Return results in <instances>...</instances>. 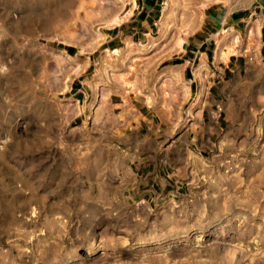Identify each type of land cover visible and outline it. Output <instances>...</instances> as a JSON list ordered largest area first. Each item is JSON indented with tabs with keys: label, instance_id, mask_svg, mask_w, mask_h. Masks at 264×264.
Listing matches in <instances>:
<instances>
[{
	"label": "rangeland",
	"instance_id": "1",
	"mask_svg": "<svg viewBox=\"0 0 264 264\" xmlns=\"http://www.w3.org/2000/svg\"><path fill=\"white\" fill-rule=\"evenodd\" d=\"M189 1L0 0V264H264L260 9L208 0L190 39L179 20L207 5ZM187 44L191 105L167 74ZM132 47L166 49L162 104L120 131L108 98Z\"/></svg>",
	"mask_w": 264,
	"mask_h": 264
},
{
	"label": "crops",
	"instance_id": "2",
	"mask_svg": "<svg viewBox=\"0 0 264 264\" xmlns=\"http://www.w3.org/2000/svg\"><path fill=\"white\" fill-rule=\"evenodd\" d=\"M149 2H154V0H146ZM204 1L207 8L201 12L199 16V23L192 22V11H189L184 15L182 20H179V31H182V34L190 35V39H192V30H196V33H199L202 30V27L206 24L208 20L209 11L212 9L213 3H208V0ZM210 2H214L215 0H209ZM224 2L223 4L230 3L231 0H220ZM148 2V3H149ZM192 3V0L189 1ZM133 4V2H132ZM147 4V3H146ZM243 4H247L249 7H255L256 9H260L259 13L260 20H259V34L258 36H262L263 38V29H264V0H243ZM145 5V4H144ZM244 7L236 12H232L227 16L232 17L233 15L236 18V23L242 20V15L240 14L241 11H247L249 8ZM147 12L142 14V17L145 16V20L148 23H152L154 18L150 14L152 13L153 8L147 4ZM139 15V14H138ZM199 27V28H198ZM199 29V30H198ZM190 44L186 45L185 54L180 57L179 59L183 60V62H187V65L183 62L170 67V71L167 74H171L172 78L178 80L180 82V89H179V102L185 103L186 105L192 104V94H193V87L194 84L192 81L188 83L187 77L188 72L191 73V65H192V48L189 46ZM200 49L199 53L203 54L202 60L204 61V70L208 72V76L211 75V72L208 68V55L206 53L207 46L205 42H202L199 46ZM130 59L127 63V67L124 73H120L114 79V84L112 86V94L109 95L108 101L110 102L108 112H121L123 116V120L116 123V127L120 129V131H124V127L126 130L135 123L137 126L141 127L143 123L146 121L151 122L146 118L145 112H159L160 106L162 104V100L158 97V95L151 90V80L156 78L159 74L160 68L165 64V59L163 54L166 52V49L161 50L159 48H149L148 50H143L139 47H132L130 48ZM207 76V77H208ZM176 77V78H175ZM207 77L205 81L207 80ZM191 78V77H189ZM200 79V78H199ZM201 80V79H200ZM202 81V80H201ZM204 81V84H205ZM203 82V81H202ZM149 89V97L151 100L152 106L149 104H142L141 98L147 96ZM146 101V99L144 100ZM183 109L181 112H184ZM154 122V118L158 117V114H151ZM152 122V123H153ZM122 129V130H121ZM127 132V131H126ZM123 135L125 132H121ZM134 137L133 140L137 141L139 144V148H143L144 138L142 135L139 134H132ZM125 137H128L127 134Z\"/></svg>",
	"mask_w": 264,
	"mask_h": 264
},
{
	"label": "bare ground",
	"instance_id": "3",
	"mask_svg": "<svg viewBox=\"0 0 264 264\" xmlns=\"http://www.w3.org/2000/svg\"><path fill=\"white\" fill-rule=\"evenodd\" d=\"M119 23H120L119 19L118 18H114V19H111L110 21H108L107 27H114V26L118 25ZM184 41H185L184 38L179 39L178 42L175 45V48H177L178 50L182 49L183 48ZM233 257H234V255H233Z\"/></svg>",
	"mask_w": 264,
	"mask_h": 264
},
{
	"label": "trees",
	"instance_id": "4",
	"mask_svg": "<svg viewBox=\"0 0 264 264\" xmlns=\"http://www.w3.org/2000/svg\"><path fill=\"white\" fill-rule=\"evenodd\" d=\"M179 63H181V62H176L175 64H179ZM190 75V73L188 72V76Z\"/></svg>",
	"mask_w": 264,
	"mask_h": 264
}]
</instances>
